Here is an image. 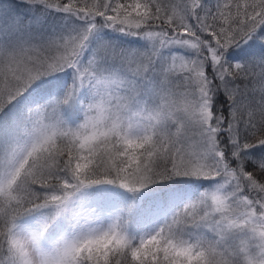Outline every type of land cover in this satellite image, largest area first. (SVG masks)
<instances>
[{"label":"snow or ice","instance_id":"obj_1","mask_svg":"<svg viewBox=\"0 0 264 264\" xmlns=\"http://www.w3.org/2000/svg\"><path fill=\"white\" fill-rule=\"evenodd\" d=\"M0 264H264V0H0Z\"/></svg>","mask_w":264,"mask_h":264},{"label":"trees","instance_id":"obj_2","mask_svg":"<svg viewBox=\"0 0 264 264\" xmlns=\"http://www.w3.org/2000/svg\"><path fill=\"white\" fill-rule=\"evenodd\" d=\"M6 2H12V0H6ZM14 2H15L16 4H19V0H14ZM211 2L214 3L215 0H211ZM18 10L21 11L22 9H18ZM220 101L223 102V97H220Z\"/></svg>","mask_w":264,"mask_h":264},{"label":"rangeland","instance_id":"obj_3","mask_svg":"<svg viewBox=\"0 0 264 264\" xmlns=\"http://www.w3.org/2000/svg\"><path fill=\"white\" fill-rule=\"evenodd\" d=\"M22 11V10H21Z\"/></svg>","mask_w":264,"mask_h":264}]
</instances>
